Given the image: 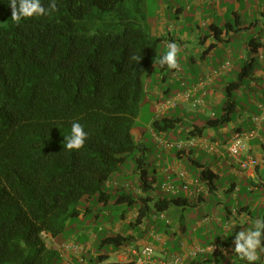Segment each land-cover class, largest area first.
Wrapping results in <instances>:
<instances>
[{"label": "trees", "instance_id": "obj_1", "mask_svg": "<svg viewBox=\"0 0 264 264\" xmlns=\"http://www.w3.org/2000/svg\"><path fill=\"white\" fill-rule=\"evenodd\" d=\"M9 2L0 0V264H49L54 253L41 233L52 244L70 219L80 217L75 205L85 197L106 204L112 197L106 185L129 156L145 197L118 194L113 203L136 209L135 226L152 203L156 212L191 206L181 197L148 195L155 169L132 131L145 78L154 68H169L159 64L161 40L135 20L132 1L55 0V11L19 23L11 19ZM51 3L41 0L46 9ZM253 42L236 80L223 88L218 113L191 136L232 121L234 94L252 77ZM75 122L87 139L80 149L67 150L64 137ZM180 125L163 118L152 122V130L168 133ZM209 174L201 171L200 180L210 189ZM130 239L112 233L99 243L120 248Z\"/></svg>", "mask_w": 264, "mask_h": 264}, {"label": "crops", "instance_id": "obj_2", "mask_svg": "<svg viewBox=\"0 0 264 264\" xmlns=\"http://www.w3.org/2000/svg\"><path fill=\"white\" fill-rule=\"evenodd\" d=\"M166 4V8L171 12V16L169 18L165 16L162 6L161 17L152 28H149V32L155 38L160 39L161 42L167 37V45L169 43H176L179 47L178 54L186 52L185 41L186 39H191L197 46L194 52L195 56L188 54L182 60L186 61L188 77L190 79L197 77V80L189 88L184 89L186 85L180 78L182 73L180 66L167 70L166 68H163V70L154 68L148 73L144 81V93L146 95L149 93L147 82L155 76V69L157 70L156 82L162 83L163 88L159 90L158 87H155L154 93L158 95L165 94L167 96L171 90V86H178L184 89L171 98H166V101H164V98L152 101L151 109L153 110L154 117L147 125V131L153 142L156 136L167 140L169 133H155L152 130L153 121L170 118L179 119L183 123L180 114H174V116L167 115L170 111H174L177 108H180L184 112L192 110L197 116L205 117L201 122H191L189 128L184 130L176 129L177 139L173 142L185 141L187 137H193L190 135L191 131L201 128L204 126L206 120L218 113L214 109L218 105L219 107L221 106L223 88L230 83L224 82L222 78L233 73L234 68L239 66L238 63L240 61L243 63L242 67L244 66L248 59L247 50L250 41H254L250 47L254 60L252 77L248 79L251 82L250 89L251 91H256L257 89L256 93L264 99V0H168ZM192 25L196 28L195 31L191 29ZM240 33L249 34L250 38L244 52L236 58L233 64L231 61L225 59H222L219 63H209L208 60L213 59V49L217 44L219 46H222V44L229 45L231 37ZM175 35H180L182 40L175 39ZM199 49L204 50L198 53ZM227 55L230 60L233 59L230 49H227ZM199 59L201 61H198ZM226 63L229 64V68L224 72H220V67ZM242 67H239V72ZM260 107H264L262 102L254 105L255 110L251 118H244L242 112L238 114L237 119H232L224 128L219 130H203L200 136H194L198 141L197 145L186 147L182 151L175 150L174 155H172V151L174 150L165 151L159 147L160 149H158L157 158L153 165L155 169V182L156 175L164 179V185L169 182V184L177 189L178 193L174 195L166 193L164 190L162 192L169 194L168 198L181 197L187 199L191 206L184 208L171 207L166 211L156 212L152 207V203L150 204L148 217L139 226H135L136 209L129 210V214H121L119 223L112 226L107 235V229L99 228L101 234L96 239L95 236L91 237V233L87 237L83 236L80 242L74 239L72 243L84 248L83 260L81 261L80 257L71 256L69 264H134L137 259L135 255L136 250L144 245L153 246L155 249L154 260L157 262H161L168 255L180 253L183 248L194 246L205 248L212 246L213 249L210 252L200 255L194 260L187 259L184 264H248L247 261L240 260L235 255L233 240L236 233L251 228L256 219H264V118L259 126L256 127L254 137L246 142L245 152L241 153L238 157L233 158L229 155L227 144L234 134L254 130L255 126L252 118L264 115ZM189 112L191 111H188V114ZM138 119L135 124L138 122ZM229 125H231V128L228 130L227 127ZM228 131L231 133L226 139L216 140L224 136ZM205 135H208L209 138ZM132 136L136 143L143 144L146 147L143 142L144 136L135 128L132 131ZM203 143L216 145L217 152H208L202 146ZM179 152L181 155H178ZM248 156L256 160L257 165L242 169L240 162L244 161ZM186 162L197 170V176L189 175L185 167ZM180 170L186 173L185 181L178 177V171ZM203 170L210 173L206 179L207 181L212 180V187L210 189L206 183L200 180V173ZM225 178H231V181L227 180L225 185L223 183L219 187L217 182ZM183 182H186V190L183 189ZM108 187H113L116 191L118 189L123 190L126 194H128L127 191L131 188L128 184L120 185L112 181L106 185L107 189H109ZM245 188L246 193L253 195L254 200L248 198L242 200L240 198V194ZM134 189L135 196L145 197L138 189V181ZM212 196L221 198V202L217 204V210L224 209L226 214L219 215V211H217L214 214L215 217H210L209 214L205 215L202 224L205 223L208 229H206L207 231L202 236L214 234L215 229L212 227L213 225L217 227L218 232L223 225V231L220 232L226 236H231L232 240L227 242L200 243L198 237L195 235L193 238L187 239V229L182 224L185 210L187 208L201 207ZM155 198H159V196ZM229 198L238 202L237 206L230 207V209L227 208L225 204L228 203ZM178 212L182 213L178 214ZM169 214L172 216H169ZM159 215H163V218H159ZM229 221H234V225H230ZM202 224H198L197 230L200 229ZM125 228L126 230L124 231ZM112 233H122L130 236L131 239L120 248L106 246L107 252H105L103 250L104 245L97 241L99 239L101 241V239L108 237ZM179 233L180 237H178ZM62 243H57L56 239H53V243L47 244L46 249L54 253V257L58 258L57 248ZM258 253L259 259L255 264H264V252L258 250ZM215 258H219L221 261L224 259L225 262L220 263ZM60 264L67 263L60 260Z\"/></svg>", "mask_w": 264, "mask_h": 264}, {"label": "rangeland", "instance_id": "obj_3", "mask_svg": "<svg viewBox=\"0 0 264 264\" xmlns=\"http://www.w3.org/2000/svg\"><path fill=\"white\" fill-rule=\"evenodd\" d=\"M133 8L137 12L135 13L134 17L137 22L140 20V24L144 26L145 28H152L156 21L161 17V11L164 9L165 11V16H171V12L166 8L167 6V1L168 0H131ZM163 6V9L161 7ZM165 6V7H164ZM192 30H196V28L191 26ZM204 31V30H202ZM206 32V30H205ZM151 34V33H150ZM152 36V35H151ZM155 38L154 36H152ZM167 38V37H166ZM164 39L162 42L158 44L157 50L159 55H164L167 51V39ZM175 39H180L182 40V37L180 35H175ZM249 34H237L233 35L231 37L229 45L222 44V46H219L218 44L214 47L213 49V59L208 60L209 63H219L222 59L231 61L233 64L236 61V58L242 54L246 48V45L249 41ZM186 52L180 53L177 56V66H180L182 69V73L180 75V78L182 81L185 83L186 87L184 89H187L191 86L192 83L196 82L197 77H193L190 79L188 77L187 70L188 68L186 67V61H183L182 58L184 56H187L188 54L195 56V50L197 49L196 44H194L191 39H186ZM227 49L231 50V53L233 54V59L230 60L228 55H227ZM204 49H199L198 53L203 51ZM198 61H201L200 59ZM238 67H235L233 70V73L226 75L223 79L224 82H232L236 79V76L239 72V67H242L243 63L240 61L238 63ZM154 75L148 82L147 84L149 85V93L146 95L143 93L141 95L140 101H139V106H140V115L138 122L135 124V129L138 130L142 136H144V144L146 147L149 149L148 155H147V161L154 165V162L157 158L158 154V149L159 146L153 142L150 134L147 131V125L151 122L152 118L154 117L153 110L151 109V103L152 101L159 99V98H164V101H166V98H171L178 92H182L184 89H181L178 86H171L170 92L167 94H156L154 93L155 87H158L159 90L163 88V84L160 82H156V77H157V70L155 69ZM154 87V88H153ZM251 82L250 80L246 79L243 83V87L234 94V98L237 101V105L239 107L238 111L236 114L233 116V120L237 119L238 114L243 112V117L244 118H251L252 114L254 113V105L258 102H262L264 104V99L260 97L259 94H257V89L256 91H251ZM219 105L217 108L214 109V111L218 112L219 111ZM188 111L189 112L188 114ZM174 114H180L181 118L183 120L182 125L179 126V130H184L186 128H189L191 125V122L193 121H203L205 117L197 116L192 112V110H186L185 112L181 110L180 108H177L174 111L168 112L167 115L174 116ZM190 121V122H189ZM232 125V124H231ZM231 125H229L227 128H231ZM178 130V129H177ZM231 132L228 131L224 136L216 139V140H224L229 136ZM207 138H209L208 135H205ZM177 139L176 135V130L170 131L167 135V140H170L169 142H173L174 140ZM165 140V139H164ZM176 151H172L175 153ZM186 171L189 173V175H194L197 176L198 172L197 170L188 162L185 163ZM110 180L112 182H115L117 184H128L131 186L129 189L128 194L134 195L135 193V186L136 182L138 181V174L136 173V164L132 156H129L126 158L125 162L123 165H121L117 172H115ZM231 181V178L228 179H223L219 182H217V185L220 187L225 185L226 181ZM164 179L160 178L158 175H156V183L154 186V189L148 192V195L155 198L156 196L159 197H166L168 198L169 194L163 193L162 186ZM163 184V185H162ZM165 184H169L165 183ZM109 188V187H108ZM105 191L112 196L110 200L105 204L101 203L98 201L96 196L92 197H85L81 199L76 205L75 209L81 214L80 217L78 218H73L70 219L67 224H65V227L63 228V231L60 235H58L55 239L57 243H72V241L79 240V242L82 240V237H87L90 233L92 234L91 237L95 236V239L101 234L100 229H107L106 235L109 233L111 230V227L119 223L120 216L121 214H129V209L127 208L126 205H119L116 206L113 203L114 197L117 196L118 194H124L125 191L121 190H114L113 187L109 189H105ZM240 198L242 200L245 199H253L254 197L251 194L246 193V188L242 190L240 194ZM135 196V195H134ZM231 198V197H230ZM228 199V203L225 204L227 208L230 209V207H235L237 206L238 202L235 200H230ZM221 198L212 196L208 198L207 202L203 204L201 207L198 208H187L185 210V213L183 214V222L182 224L186 227L187 229V234L186 238H193L194 235L198 237V240L200 243H205V242H219V241H229L232 240L231 236H226L222 234L220 231H223L222 228L224 226L222 225L219 229V232L217 230V227L213 225L212 227L215 229L214 234L210 236H202V234L207 231L208 227L205 226V223L202 224V221L204 220L205 215H208L210 217H215V213L219 211V215H225L226 211L224 209L217 210V204H219L221 201ZM180 211V210H178ZM182 212H178V214H181ZM169 216H172L169 214ZM198 224H202L200 226V229L197 230ZM126 228L124 229V231ZM178 237H180V233L178 234ZM100 240V239H99ZM99 240L97 241L99 243ZM212 240V241H210ZM62 243V244H64ZM61 244V245H62ZM75 244V243H73ZM103 250L107 252V247L104 246ZM59 256V254H58ZM217 261H220V263L225 262L224 259L222 261L219 258H215ZM49 264H60V260L57 257H52L49 261Z\"/></svg>", "mask_w": 264, "mask_h": 264}, {"label": "built area", "instance_id": "obj_4", "mask_svg": "<svg viewBox=\"0 0 264 264\" xmlns=\"http://www.w3.org/2000/svg\"><path fill=\"white\" fill-rule=\"evenodd\" d=\"M228 68H229V64L226 63L220 67L219 71L224 72ZM260 109L264 113V107H260ZM263 118H264L263 114L254 116L252 118V122L255 126L254 130L244 133H236L233 135V137L230 139V141L227 144V151L231 157L236 158L241 153L245 152L246 142L250 138L254 137L256 133L255 132L256 127L259 126ZM155 141L157 145L161 149H164L165 151H171V150L182 151L186 147H191L198 144L197 139L190 136L187 137L185 141H178V142H169L164 140L160 136H156ZM202 146H204V148L210 153L217 152L216 145L212 143H203ZM256 165H257V161L250 156L246 157L244 161L240 162V167L242 169H247L248 167H254ZM178 177L179 179L185 181L186 179L185 171L183 170L178 171ZM162 188L166 193H172L174 195L178 193L177 189H175V187L172 186L171 184H165L162 186ZM183 189L184 190L187 189L186 182H183ZM159 218H163V215H159ZM40 236L46 242V244H51L50 238L47 234L41 233ZM200 249H206V251L201 252ZM212 249H213L212 246H207L205 248H201L198 246L183 248L180 253L168 255L161 262H157L154 260L155 249L153 248V246L144 245L136 250L135 255L137 259L134 262V264H184L187 259L194 260L198 256L210 252ZM57 251L59 253L60 258L65 263L69 264L71 256L80 257L82 261L84 248L73 243H64L57 248Z\"/></svg>", "mask_w": 264, "mask_h": 264}, {"label": "clouds", "instance_id": "obj_5", "mask_svg": "<svg viewBox=\"0 0 264 264\" xmlns=\"http://www.w3.org/2000/svg\"><path fill=\"white\" fill-rule=\"evenodd\" d=\"M8 5L11 8V19L17 23L25 18L48 15L56 8L55 0H52L47 9L41 4V0H10ZM178 53V45L169 43L166 53L159 59V64L175 68ZM135 59L141 60L142 58L135 57ZM86 139L87 133L84 127L79 122H75L71 126L70 133L64 137V148L78 150L84 145ZM234 223V221H229L230 225H234ZM233 244V251L240 260H245L248 264H255L259 259L258 250L264 252V219H256L251 228L236 233ZM200 251L204 252L206 249H200Z\"/></svg>", "mask_w": 264, "mask_h": 264}]
</instances>
